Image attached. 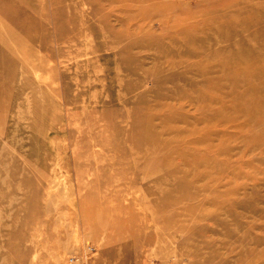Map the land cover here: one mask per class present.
Listing matches in <instances>:
<instances>
[{"label": "rangeland", "instance_id": "1", "mask_svg": "<svg viewBox=\"0 0 264 264\" xmlns=\"http://www.w3.org/2000/svg\"><path fill=\"white\" fill-rule=\"evenodd\" d=\"M264 0H0V264H264Z\"/></svg>", "mask_w": 264, "mask_h": 264}, {"label": "bare ground", "instance_id": "2", "mask_svg": "<svg viewBox=\"0 0 264 264\" xmlns=\"http://www.w3.org/2000/svg\"><path fill=\"white\" fill-rule=\"evenodd\" d=\"M262 71H263V72H262V74H261V75H262V77L264 78V70H262Z\"/></svg>", "mask_w": 264, "mask_h": 264}]
</instances>
